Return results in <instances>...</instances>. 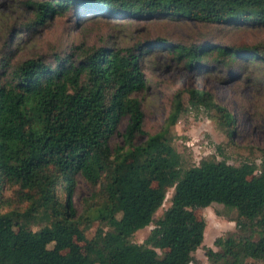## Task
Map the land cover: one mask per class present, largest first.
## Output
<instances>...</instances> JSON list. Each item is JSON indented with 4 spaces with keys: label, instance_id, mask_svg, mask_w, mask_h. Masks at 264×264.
I'll return each instance as SVG.
<instances>
[{
    "label": "trees",
    "instance_id": "1",
    "mask_svg": "<svg viewBox=\"0 0 264 264\" xmlns=\"http://www.w3.org/2000/svg\"><path fill=\"white\" fill-rule=\"evenodd\" d=\"M22 7L28 18L16 35L35 33L57 15L94 12L264 28V0H25ZM150 45L87 48L54 54L50 63L42 56L0 57V264H183V255L203 246L206 224L193 211L206 202L249 214L263 232L217 238V250L204 249L207 264H264V168L214 158L189 165L169 139L183 115L199 111L232 142L235 119L211 93L175 92L160 131L136 143L144 113L134 95L147 89L141 59ZM168 50L189 70L209 64L233 70L246 59L264 65V40L251 47L173 43ZM123 119L122 145L111 146ZM77 177L96 189L82 216L72 203ZM169 189L170 204L154 219ZM37 221L42 224L33 231ZM149 226L142 243L131 242Z\"/></svg>",
    "mask_w": 264,
    "mask_h": 264
},
{
    "label": "rangeland",
    "instance_id": "2",
    "mask_svg": "<svg viewBox=\"0 0 264 264\" xmlns=\"http://www.w3.org/2000/svg\"><path fill=\"white\" fill-rule=\"evenodd\" d=\"M23 1L0 0V57L10 53L14 62H22L42 56L50 63L54 54L63 57L87 48L121 49L149 40L151 47L141 59L147 89L134 95L144 113V135L136 143L160 131L175 92L194 88L211 93L214 100L233 115L236 134L228 143L204 113L189 111L171 129L169 138L183 161L198 165L204 158H214L233 166L249 163L258 170L264 168V65L258 60L250 63L246 59L239 60L233 70L211 64L189 70L172 59L168 50L173 43L189 46L202 41L251 47L264 40V28L207 26L183 20L117 17L94 12L86 17L78 13L57 15L35 33L16 35L28 18L22 7ZM158 38L165 40L161 46L155 44ZM126 124L127 119H123L110 140L111 146L122 145L121 134ZM76 182L72 203L76 215L82 216L86 206L95 203L96 189L81 177H77ZM172 193V189L167 191L164 204L154 219L167 209ZM193 212L198 220L205 221L204 242L194 253L181 257L183 264H207L204 249L217 250L214 241L227 234H232L236 239L263 235L255 223L248 222L247 213L207 202ZM234 220L246 221V228L238 229ZM37 223L31 226L33 231L42 224L41 221ZM97 227V223L93 224L86 231V237L90 238ZM151 229L152 226H149L138 231L131 242L142 243ZM31 251L32 247L27 249V252ZM247 262L263 264L253 260Z\"/></svg>",
    "mask_w": 264,
    "mask_h": 264
}]
</instances>
